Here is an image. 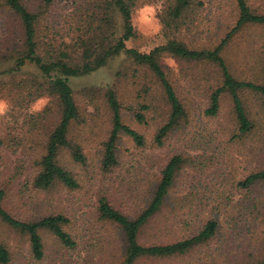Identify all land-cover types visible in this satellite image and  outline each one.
<instances>
[{"label":"rangeland","instance_id":"1","mask_svg":"<svg viewBox=\"0 0 264 264\" xmlns=\"http://www.w3.org/2000/svg\"><path fill=\"white\" fill-rule=\"evenodd\" d=\"M133 21L137 37L130 47L143 51L165 42L161 14L168 0H134ZM173 1V0H171ZM194 10L187 18L179 38L191 47L216 45L234 24L237 0H193ZM254 11L264 12V0H247ZM34 10L44 9L38 32L44 47L52 43L57 49L70 52L76 38L86 33L91 13H84L90 0H59L55 7H43L42 0H27ZM231 23H233L231 25ZM21 37L19 20L12 11L0 5V53ZM69 46V47H67ZM46 48V47H45ZM234 74L244 80L264 82V29L251 27L242 32L226 51ZM163 64L170 72L179 96L188 106L189 121L171 132L165 144L155 143L157 128L168 118L169 104L156 78L148 70L116 56L90 74L72 79L79 107V119L73 122L70 137L81 144L86 163H77L68 149L60 155L61 163L71 169L79 187L70 189L61 183L51 188L34 184L37 162L45 153L50 133L60 115L57 99L38 90L20 88L25 80L41 79L38 68L25 66L23 71L7 76L8 91L0 82V192L4 207L22 220H39L63 213L69 218L65 225L77 242L76 247L63 245L48 229L40 234L44 256H33L29 236L0 219V245L11 253L8 264H121L126 242L116 225L101 218L98 200L107 196L119 210L137 213L146 203L155 186L161 164L171 155L183 154L185 162L177 172L170 197L161 213L140 234L142 244L171 242L195 233L212 211L230 204V212H220L222 247L228 254L264 259V223L252 226V215L235 205L244 199L237 182L251 171L264 166V103L261 96L244 95L245 106L255 122V130L233 139L238 133L233 104L229 95L222 98L216 118L204 115L211 88L220 84L217 67L206 62H187L165 55ZM12 61L0 64L9 68ZM5 76V75H2ZM29 85V86H31ZM114 87L122 102L123 120L143 133L145 145L121 134L117 144L118 164L106 173L102 168L104 141L112 128V117L105 97L106 89ZM32 88V89H31ZM198 93V94H197ZM148 104L149 110H143ZM50 107L44 115H39ZM143 110V111H142ZM143 112L140 122L135 112ZM232 137V138H231ZM264 188L253 190L257 193ZM232 197L233 201H227ZM215 247L201 248L196 256L209 254ZM195 258L189 256L188 261ZM138 264H182L179 258L146 259Z\"/></svg>","mask_w":264,"mask_h":264},{"label":"trees","instance_id":"2","mask_svg":"<svg viewBox=\"0 0 264 264\" xmlns=\"http://www.w3.org/2000/svg\"><path fill=\"white\" fill-rule=\"evenodd\" d=\"M42 2L43 7L48 9L55 7L59 0ZM90 3L92 7L86 6L84 9V13H91L89 28L69 45L73 48L70 52L57 49L50 42L49 46L44 47L38 26L45 8L40 11L34 10L28 6L27 0H0L1 7L7 8L17 16L21 27V37L10 45L6 52L0 53V64L13 62L9 68L0 70V80L5 81L7 76L23 71L25 66L34 65L40 71L41 79L32 81V85L30 80L22 81L19 83L20 88L36 87L37 97L52 96L57 99L60 108L59 120L48 137L45 153L36 164L38 169L33 178L36 187L47 189L56 183L70 189L79 187L80 182L74 172L60 161L62 150L68 149L75 162L86 163V155L81 144L70 137L71 126L80 115L72 79L92 73L116 56H124L151 72L169 104L168 118L157 128L155 134L154 140L158 147L164 146L171 132L189 121L188 106L179 96L170 78L169 68L163 64L162 59L165 55L187 62H206L217 67L220 84L210 89L204 115L209 118L219 116L222 98L227 94L231 97L238 126V133L232 135L233 139L241 140L255 130L256 125L245 106L244 95L249 92L256 93L261 96L264 103V82L237 77L225 53L235 38L248 28L264 29V12L254 11L247 0H237L238 14L234 24L231 23L233 25L221 36L216 45L196 48L177 36L185 26L191 28L189 23L191 20L187 22V18L194 10V1L168 0L161 14L165 42L143 51L128 45L129 41L137 37L133 21L134 0H90ZM7 86L8 83H4L1 90L8 91ZM105 97L111 111L112 128L103 143L102 168L104 172L109 173L119 162L117 144L121 134L130 136L138 146L145 145V136L123 120L122 102L114 87L109 86L106 89ZM49 109L50 107L44 109L39 115H44ZM142 109L147 111L150 106L142 104ZM135 117L140 122L146 119V115L139 111L135 112ZM185 161L183 154L176 153L161 164L156 184L147 196V203L135 214L117 209L107 196L99 198L98 211L101 218L116 225L125 239V254L121 264H138L146 259L174 258H179L182 264H264V259L254 262L252 254L246 256L228 254L222 247L220 212L229 213V203H225L221 210L212 211L198 230L187 237L171 242L150 244L140 242V234L144 228L163 210L170 197L177 172ZM237 188L244 199L237 200L235 205H239L240 210H249L253 219L252 226L261 227L264 223V190L259 193L253 190L264 188V166L246 174L237 182ZM3 200L4 194L0 192V219L29 236L31 251L36 259L44 256V243L40 234L42 228L51 231L63 245L76 247V240L65 228L69 223V218L65 214H51L39 220H22L4 207ZM227 201H233L232 197L227 198ZM212 244L215 245L212 252L196 256L201 248ZM189 256L195 258L188 261ZM10 261L9 249L3 244L0 245V264H8Z\"/></svg>","mask_w":264,"mask_h":264}]
</instances>
